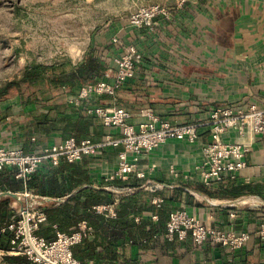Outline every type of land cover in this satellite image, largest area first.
<instances>
[{"label":"crops","instance_id":"crops-1","mask_svg":"<svg viewBox=\"0 0 264 264\" xmlns=\"http://www.w3.org/2000/svg\"><path fill=\"white\" fill-rule=\"evenodd\" d=\"M164 6L169 16L159 15L154 29L136 28L129 20H116L110 48L105 52L108 80L117 70L113 57L126 45H136L144 58L136 75L118 89L109 101L112 104L105 106L133 110L134 124L145 119V110L183 124L207 119L217 106L264 107V0H165ZM114 37L119 42H113ZM94 41L98 43L96 38ZM108 132L120 134L118 128ZM211 139V132L204 130L195 142L172 139L141 154L137 168L146 177L133 174L129 181L143 184L152 180L161 185L156 190L142 188L144 197L157 210L165 206L166 228L163 232L156 225L160 234L141 244L126 241L118 264H264V242L257 233L264 219V134L253 137L246 155L247 166L236 179L228 178L208 188L200 179L198 167L204 160L203 146ZM223 139L234 141L239 134L230 130ZM59 141L57 138L54 142ZM121 150L108 147L92 157L93 161L86 165L91 187H118L104 181L115 178ZM233 182L253 183L258 186V194L232 198L226 189ZM177 208L187 209L213 227L249 231L250 240L239 249L211 242L197 245L190 235L169 240L165 236L167 223ZM147 219L157 223L159 214L145 210L135 217L137 222Z\"/></svg>","mask_w":264,"mask_h":264},{"label":"built area","instance_id":"built-area-1","mask_svg":"<svg viewBox=\"0 0 264 264\" xmlns=\"http://www.w3.org/2000/svg\"><path fill=\"white\" fill-rule=\"evenodd\" d=\"M159 15L169 16V11L164 5H140L131 12L129 22L136 28L154 29ZM113 42H119L118 37H114ZM143 58L136 45H126L121 53L113 57L117 65L113 79L108 80L110 71H107L104 79L83 85L70 101L80 104L92 96L116 95L118 89L136 75ZM88 112L98 116L108 128H118L120 134L110 132L100 141L70 137L36 152H25L21 147L0 145V170L15 167L16 177L26 182L45 162H50L51 165H58L62 159L75 162L85 155H97L108 147H121L114 176L123 180L133 174L145 178V172L137 168L142 153L153 151L172 139L195 142L200 138L202 131L209 130L212 139L203 146L204 160L198 170L203 183L217 186L225 179L237 178L240 171L247 166L246 155L253 137L264 134V107L257 104H251L247 108L235 105L217 106L211 110L207 119L183 124L165 120L152 110H145L142 113L145 119L138 124L131 122L136 113L123 107L96 105L89 107ZM230 130L236 131L239 139L224 140V133ZM160 186L152 180L141 184V187L147 190H156ZM111 190L114 192L115 201L97 204L93 208L99 213L113 217L116 215V205L120 199L135 188L124 186L113 187ZM11 193L16 194L12 202L14 213L3 231H13L14 237L9 249H0V255H25L32 263L40 264H81L74 255L73 247L91 235L92 226L83 220L72 232L67 233L54 225L56 238L48 240L39 233L41 226L47 221L43 205L47 200L60 202L61 198L40 196L26 188ZM257 233L264 242V219ZM189 235L197 245L211 242L232 249L242 248L251 237L249 231L236 232L207 225L185 208L173 210L167 223L166 238L186 239Z\"/></svg>","mask_w":264,"mask_h":264},{"label":"trees","instance_id":"trees-1","mask_svg":"<svg viewBox=\"0 0 264 264\" xmlns=\"http://www.w3.org/2000/svg\"><path fill=\"white\" fill-rule=\"evenodd\" d=\"M109 48V43L100 45L92 42L84 58L77 63L64 60L53 64H33L25 69L19 79L0 87V137L4 136L11 141L10 144L0 145L36 152L48 147L57 138H90L100 141L110 133V128L98 116L89 113L88 108L111 105L109 101L112 95L92 96L80 104L70 101L83 85L105 78L109 68L105 52ZM7 101V105H3ZM4 133L6 135H1ZM93 156L85 155L75 162L62 159L58 165L45 162L26 182L16 177L15 167H6L0 170V192H18L26 188L40 196L61 198L60 202L47 200L44 203L47 221L41 226L40 235L53 240L56 238L54 225L61 231L70 233L80 221L86 220L93 232L73 247L75 257L81 264H104L106 261L118 264L122 261L121 247L126 241L141 244L145 239L158 236L160 232L155 230L156 225L165 231L166 208L163 206L157 210L144 197L146 193L141 184L130 182L129 178L123 180L115 177L104 182L118 187H133L135 190L124 195L117 203L115 217L97 212L93 208L95 205L113 203L115 197L112 190L90 186V173L86 165L93 161ZM85 184L88 185L84 186ZM221 184L222 182L219 185ZM205 186L208 187L206 184ZM257 189L258 186L253 183L233 182L227 187L226 194L235 198L244 194H258ZM207 192L213 194L211 191ZM13 201L14 197L11 195L0 197L2 250L10 248L14 237L13 231H3L14 213ZM145 210L158 213L159 221L153 223L147 219L137 222L135 217ZM2 261L6 264H40L32 263L25 255L9 253L2 255Z\"/></svg>","mask_w":264,"mask_h":264},{"label":"rangeland","instance_id":"rangeland-1","mask_svg":"<svg viewBox=\"0 0 264 264\" xmlns=\"http://www.w3.org/2000/svg\"><path fill=\"white\" fill-rule=\"evenodd\" d=\"M221 1L245 0H208ZM157 3L165 0H0V87L33 64L79 62L95 38L109 43L116 20H129L140 5ZM10 143L0 137V144ZM0 264H6L2 255Z\"/></svg>","mask_w":264,"mask_h":264},{"label":"water","instance_id":"water-1","mask_svg":"<svg viewBox=\"0 0 264 264\" xmlns=\"http://www.w3.org/2000/svg\"><path fill=\"white\" fill-rule=\"evenodd\" d=\"M6 195H11V196H13V197L16 196V194L11 193L10 191H6V192H1V193H0V197H1V196H6Z\"/></svg>","mask_w":264,"mask_h":264},{"label":"bare ground","instance_id":"bare-ground-1","mask_svg":"<svg viewBox=\"0 0 264 264\" xmlns=\"http://www.w3.org/2000/svg\"><path fill=\"white\" fill-rule=\"evenodd\" d=\"M249 201V200H248Z\"/></svg>","mask_w":264,"mask_h":264}]
</instances>
